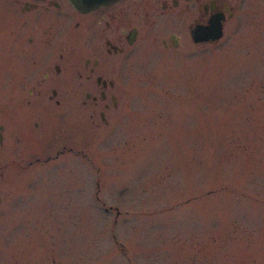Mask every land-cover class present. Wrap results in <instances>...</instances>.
Here are the masks:
<instances>
[{
  "label": "rangeland",
  "instance_id": "rangeland-1",
  "mask_svg": "<svg viewBox=\"0 0 264 264\" xmlns=\"http://www.w3.org/2000/svg\"><path fill=\"white\" fill-rule=\"evenodd\" d=\"M253 15L217 45L156 18L123 58L114 126L67 131L80 154L28 155L79 109L0 145V264H264V0ZM172 31L178 48L152 39Z\"/></svg>",
  "mask_w": 264,
  "mask_h": 264
},
{
  "label": "flooded vegetation",
  "instance_id": "flooded-vegetation-1",
  "mask_svg": "<svg viewBox=\"0 0 264 264\" xmlns=\"http://www.w3.org/2000/svg\"><path fill=\"white\" fill-rule=\"evenodd\" d=\"M260 3L115 0L93 9H78L70 0H0V145L5 146L6 154L14 146L21 149V142L26 148L52 127L50 114L62 116L58 109L70 116L79 109L80 117L69 119L68 126L60 130V148L39 147L28 150V155L45 163L64 153L80 154L81 149L75 151L67 144L77 143L67 131L79 129L85 138L89 126H114L123 58L147 27L164 21L156 18L168 16L174 20L172 28L181 20H192L188 27L191 40L217 45L230 30L232 20H260L253 15ZM212 24L221 28L218 40H193V32L199 34ZM175 33L170 32L168 40L157 34L152 39L165 48H178L181 40ZM54 148L52 156L49 152ZM33 151L36 153L31 154ZM37 153L47 155L40 160Z\"/></svg>",
  "mask_w": 264,
  "mask_h": 264
},
{
  "label": "water",
  "instance_id": "water-1",
  "mask_svg": "<svg viewBox=\"0 0 264 264\" xmlns=\"http://www.w3.org/2000/svg\"><path fill=\"white\" fill-rule=\"evenodd\" d=\"M115 0H70V2L78 9H93L100 5L108 4ZM222 36L219 25L212 24L199 31V34L193 32V40L195 42H204L209 40H217Z\"/></svg>",
  "mask_w": 264,
  "mask_h": 264
}]
</instances>
